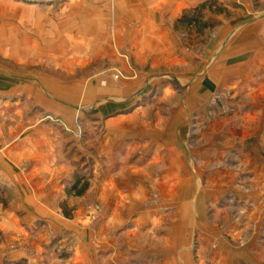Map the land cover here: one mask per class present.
<instances>
[{
	"label": "crops",
	"instance_id": "1",
	"mask_svg": "<svg viewBox=\"0 0 264 264\" xmlns=\"http://www.w3.org/2000/svg\"><path fill=\"white\" fill-rule=\"evenodd\" d=\"M209 34L197 70L181 76L189 84L180 102L166 112L145 107L148 93L129 95L127 85H97L110 101L92 114L95 122H104V132L87 150L63 128L37 124L33 117L25 124L0 126V186L10 191L7 207L0 206V264L241 262L238 254L244 249H226L230 245L216 224L200 218L204 198L218 197V191L194 189V184L203 173L208 186L247 176L250 199L264 213V16L240 23L223 20ZM156 68V63L149 67ZM224 91L231 92L232 114L215 123L208 120V128L221 126L216 145L232 147L238 168L212 173L205 164L221 159L203 158L204 167L196 172L188 119L195 111L209 117L211 95ZM24 95L48 113L70 115L39 88L0 78V103ZM226 123L230 127L225 129ZM84 155L93 171L81 190L86 184L76 165ZM86 196L102 203L104 216L97 224L80 221ZM64 248L68 252L58 253Z\"/></svg>",
	"mask_w": 264,
	"mask_h": 264
},
{
	"label": "rangeland",
	"instance_id": "2",
	"mask_svg": "<svg viewBox=\"0 0 264 264\" xmlns=\"http://www.w3.org/2000/svg\"><path fill=\"white\" fill-rule=\"evenodd\" d=\"M203 1L206 0H0V78H18L31 84L44 96L56 98L70 112L69 117L48 113L34 104V98L25 95L4 97L2 100L6 101L0 103V126L25 124L27 118L33 117L37 124L63 128L74 139L72 142L84 144L87 150L98 144L104 132V122H95L92 114L110 101L97 85H127L129 95L148 93L143 100L145 107L166 112L180 102V95L189 84V79L181 76L197 70L196 62L204 53L212 30L223 20L240 23L264 16V0H209L211 11L207 9L202 15L214 23L207 28L209 33L176 23L181 16L175 18L179 9L185 7L183 13ZM219 8L224 12L220 13ZM154 63L157 68L150 70ZM164 93L173 96L163 99ZM210 105L209 117L195 111L188 119L194 171L204 167V159H221L218 164H205L208 170L212 167V173L215 168L235 171L238 166L234 164L237 160L232 156V147L216 145V130L221 126L208 128V120L215 123L232 114L231 92L213 93ZM229 125L226 123L224 128ZM207 152L212 154L208 156ZM87 156H82L76 165L86 186L93 171ZM205 181L203 173L194 189L211 188L219 196L204 198L201 220L205 216L210 224H216L220 238L230 245L225 248L244 249L238 254L241 262L231 259L229 264H264V213L250 199L252 181L247 176L235 181H213L209 186ZM94 204L101 209L97 220L90 222L87 216ZM82 205L80 221L99 223L104 216L101 201L86 196ZM202 264L218 263L210 259Z\"/></svg>",
	"mask_w": 264,
	"mask_h": 264
},
{
	"label": "trees",
	"instance_id": "3",
	"mask_svg": "<svg viewBox=\"0 0 264 264\" xmlns=\"http://www.w3.org/2000/svg\"><path fill=\"white\" fill-rule=\"evenodd\" d=\"M214 2V1H213ZM212 1L206 0L195 6L194 8L184 10L181 16L176 20L177 24H182L183 26L187 28H195L196 31L201 32L204 29L211 28L214 23H210L209 20L203 19V11L209 10L211 6ZM221 7V6H220ZM220 13L224 12L222 8H219ZM77 183L75 182L72 187L75 188ZM86 187L83 186L81 190H83ZM80 190V191H81ZM7 189L5 187L0 186V206L3 208H6L8 205V198L9 194L6 192ZM79 191V192H80Z\"/></svg>",
	"mask_w": 264,
	"mask_h": 264
},
{
	"label": "built area",
	"instance_id": "4",
	"mask_svg": "<svg viewBox=\"0 0 264 264\" xmlns=\"http://www.w3.org/2000/svg\"><path fill=\"white\" fill-rule=\"evenodd\" d=\"M100 205L98 204H94L91 206V210L90 213L88 214L87 218L90 222L96 221L97 220V216L100 212ZM85 219V218H84Z\"/></svg>",
	"mask_w": 264,
	"mask_h": 264
}]
</instances>
